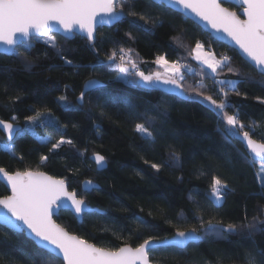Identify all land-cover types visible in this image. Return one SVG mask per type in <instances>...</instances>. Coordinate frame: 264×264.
I'll list each match as a JSON object with an SVG mask.
<instances>
[{"label":"trees","instance_id":"obj_1","mask_svg":"<svg viewBox=\"0 0 264 264\" xmlns=\"http://www.w3.org/2000/svg\"><path fill=\"white\" fill-rule=\"evenodd\" d=\"M131 2V0H129ZM148 0H137V11H145L162 22L153 26L138 17L125 16L115 27L100 29L95 43L76 36L67 40L57 36L60 52L34 42L27 52L28 61L16 55H0V120L22 125L24 134L8 141L0 132V140L10 144L12 151L0 146V168L9 173L45 172L64 179L69 190L83 194L82 183L96 182L100 189L83 198L92 208L105 214L84 216L79 224L69 212H61L56 222L69 233L102 248L138 247L150 236L165 240L175 235L177 228L204 229L211 220L214 225H241L264 210V164L253 162L246 148L233 138L225 139L216 111L210 109L203 97L181 100L154 88L136 87L129 81L138 78L116 79L119 73L108 67V56L119 48L132 49L131 57L146 74L162 71L153 63L157 55L170 61L180 59L192 69L185 71V88L197 83L206 85V95L216 89L208 77L197 75L202 66L193 59L196 42L213 50L218 58L227 55L233 65L242 69L244 77L225 71L218 79L243 80L238 85L241 95L229 93L230 113L239 112L247 124L258 122L254 139L264 142V78L257 75L239 54L215 41L194 22L174 11L163 12L156 7H145ZM225 6L235 12L233 5ZM127 11V9H126ZM136 25L142 26L137 29ZM131 32L132 38L127 33ZM179 37V39H177ZM94 45V46H93ZM22 45L19 51H24ZM61 56L70 59L67 65ZM102 67L95 68L101 64ZM80 66V67H74ZM95 68V70H94ZM205 71H207L205 69ZM251 73V78L248 77ZM89 80H98L104 86L85 96L83 106L77 98ZM211 90V91H210ZM66 95L70 108L59 105L47 122L34 130L46 142L38 144L27 127L28 117L35 107L48 108L57 104L58 97ZM134 106L130 108L129 105ZM145 112L153 115L152 129L155 141L135 132L137 116ZM16 120L13 121L12 117ZM72 140L73 146L62 144L50 152L59 140ZM175 152L179 163L171 159ZM99 153L108 167L99 172L90 156ZM243 153L248 159H241ZM49 157L41 163V157ZM148 161V163H145ZM152 163L161 165L159 171ZM263 174L259 176V170ZM221 178L228 185L226 199L216 205L207 198L212 177ZM10 195L0 183V198ZM135 217L145 222L138 225ZM247 218V219H246ZM264 220V215H261ZM261 232L248 237L246 233L205 235L203 229L198 244L185 250L159 249L151 253L154 264H244L249 251L264 250V225ZM7 235V239H4ZM36 245L24 234L0 229V264H31L36 259Z\"/></svg>","mask_w":264,"mask_h":264},{"label":"snow or ice","instance_id":"obj_2","mask_svg":"<svg viewBox=\"0 0 264 264\" xmlns=\"http://www.w3.org/2000/svg\"><path fill=\"white\" fill-rule=\"evenodd\" d=\"M240 4L243 8V19L236 12L223 7L221 0H148L145 7H156L163 12L183 10L185 14L193 13L214 32L223 33L233 41L250 61L248 66L264 78V0H240ZM136 8L137 0L131 2L129 0H0V45L5 46L6 54L23 57L27 62L26 54L34 42L42 41L44 45L57 50L59 54L60 45L56 33L60 30L65 34L80 31L86 34L89 41H94L97 24L118 22L125 16L138 17L145 23L151 22L153 26L162 22L159 17H152L145 11H137ZM97 17L100 19L97 20ZM136 28L139 30L142 26L136 25ZM126 35L132 38L131 32ZM22 44L26 45L23 52L19 51ZM132 51V49L119 48V62L115 50L107 57L108 67L114 68L119 73L116 79L135 77L138 79L129 82L136 87L159 88L164 85L167 86L168 91L179 89L181 95L187 92L194 94L195 97H203L209 108L216 111L220 122L225 125L223 129L225 139L231 143L233 138H241L246 150L254 158L253 162L255 158H259L264 164V142L253 138L259 123L246 124L239 112L230 113L232 105L228 102V95L230 92L237 96L241 95L238 85L246 81L217 78L225 71L234 73L238 77L245 76L242 69L233 65L231 57L222 55L217 59L214 53L205 52L204 45L198 41L195 48L191 49L190 54L194 53L193 58L203 65L201 71L196 74L202 79L210 78L216 89L214 94L206 95L203 91L206 85L201 83L185 88V73L182 70L187 69L191 72L192 69L181 63L180 59L170 61L165 55H157L153 63L162 71L146 74L132 59L130 55ZM61 59L67 65L73 64L70 59L63 56ZM102 66L101 63L95 68ZM248 77L251 78V73H248ZM84 87L85 91H82L77 98L79 106H83L88 91L100 89L102 85L98 80H89ZM58 100L67 106L66 95L59 96ZM260 102L264 103V100ZM129 106L133 108L134 114V106L131 104ZM27 119L33 125L44 123L40 110ZM153 119V115L149 112L137 116V120L142 122L135 123V132L154 142L155 136L151 126ZM12 120L15 121L16 117L13 116ZM0 126L8 134L9 141L17 134L18 130L11 122L0 120ZM20 134H24V130H20ZM65 143L74 147L72 140L61 139L52 144L49 151L53 152ZM4 147L12 151L10 144ZM240 157L248 159L243 153H240ZM48 159L49 157L46 156L41 157V163L47 162ZM92 159L98 169L105 167L106 158L103 155L96 153ZM171 159L179 163L180 157L173 152ZM151 167L159 171L161 165L152 163ZM0 174L6 179L11 190L10 195L0 198V209L6 210L0 212V229H10L13 233H26L31 237L36 245L34 253L36 259H32L31 264H150L151 253L169 247L185 250L191 243L203 238L200 234L202 229L205 235L215 234L220 238L225 234L240 233H246L251 237L262 231L258 225H264V220L261 219L264 210L253 216L251 221L239 226L228 224L226 228L222 224L214 225L209 220L208 227L204 229V218L201 216L200 227H192L188 230L177 228L170 240H158L150 236L135 248L130 246L102 248L79 236L69 234L53 219L54 214L59 210L71 211L76 217L92 214L93 210L83 198L84 195L98 190L92 180L84 182L83 194L78 196L75 190H68L64 179H56L44 172L17 171L9 174L5 169L0 168ZM260 179L264 187V177ZM227 189L228 185L221 178L213 176L207 198L216 205H221L228 194ZM134 219L138 225L145 223L140 217ZM4 239H7V235ZM24 264H29V260L25 259ZM218 264H222V261H218ZM244 264H264V250L258 249L246 253Z\"/></svg>","mask_w":264,"mask_h":264},{"label":"water","instance_id":"obj_3","mask_svg":"<svg viewBox=\"0 0 264 264\" xmlns=\"http://www.w3.org/2000/svg\"><path fill=\"white\" fill-rule=\"evenodd\" d=\"M221 3H222V6H223V7H226L225 4H229V5H233L234 7L238 8L240 11H239V12H236V13H237L238 15H240L242 19L244 18L243 15H242L243 8H242V5L240 4V0H221ZM226 8H227V7H226ZM229 10H230V9H229ZM173 11L176 12V13H178V14H181V15L184 16L185 18H187V19H189L190 21L194 22V23H195L197 26H199V27H200L205 33L209 34V35H210L215 41H217V42H219V43H221V44H223V45H225V46H227V47H229V48L235 50V51L239 54V56H240L245 62H247L248 64H250V61L247 60V57H246V56L244 55V53L239 49V47H238L237 45H235V43H234L233 41H231L228 37H226L225 34L214 32V30H212L209 26L205 25V23H204L203 21H200L199 18L196 17V16H195L193 13H191V12H187V13L185 14V12H184L183 10H180L179 12H177V11H175V10H173ZM230 11H232V10H230ZM234 12H235V11H234ZM99 19H100V17H97V20H99ZM105 19L107 20V18H105ZM121 20H123V18H122ZM121 20H120V21H121ZM120 21H118V22H106V23H103V24H97V27H96V34H95V40H94V41H89V40L87 39V37H86V34L80 32V31H77V32H75V33H73V34H65V33H63L62 30H60L58 33H56V35H57V36H60V37H62V38L65 37V36H67V38H64V39H67V40H73L76 36H79V37H82V38L86 39V40H87L88 42H90V43H95L96 40H97V34H98V31H99L100 29H105V28H112V27H115ZM22 45H23V44H22ZM22 45H21V46H22ZM4 48H5L4 45H0V55H4V56H11V55H13V54H11V53L6 54L5 51H4ZM101 85H102V87L104 86L102 83H101ZM84 86H85V85H84ZM154 89H156V90H158V91H160V92H162V93H165V94H167V95H171V96L177 97V98H179V99H181V100H188V99H189L188 96H187L185 93H184L183 95H181L179 89H174L173 91H168V90H167V86H164V85H161L159 88H154ZM93 90H96V89H93ZM93 90L88 91V93L91 92V91H93ZM83 91H85V87H84ZM88 93H87V94H88ZM13 125H14V127H15L18 131H17V134L14 135V137H13V139H12L11 141H13V140L16 138V136L18 135V133L20 132V130H22V128H23L22 125H18V124H13ZM0 132H1L2 135H3V136L9 141V139H8V134L3 130L2 126H0ZM236 140L239 141V142H240V143L246 148V146L242 143V139H241V138H236ZM249 154H250V153H249ZM93 156H94V155L90 156V160L94 163V160L92 159ZM250 156H251V154H250ZM251 158L254 159L252 156H251ZM255 162H257V163H261V162L259 161V158H255ZM94 165L96 166L95 163H94ZM107 167H108V163L106 162V165H105V167H104L103 169H98L97 166H96V169H97V171L102 172V171L106 170ZM7 172H8V171H7ZM8 173H9V172H8ZM44 173H45V172H44ZM9 174H12V173H9ZM13 174H14V173H13ZM45 174H47V173H45ZM47 175H49V174H47ZM49 176H51V175H49ZM54 178H55V177H54ZM56 179H59V178H56ZM65 182H66V181H65ZM84 182H85V181H84ZM84 182L82 183V190H83V187H84ZM0 183H2V184L8 189L9 193L11 194L10 186L7 184L6 179L3 178L2 174H0ZM66 184L68 185V190H69V184H68V182H66ZM94 184L96 185L97 189H100V186H99L96 182H94ZM69 191H70V190H69ZM85 202H86V201H85ZM86 204L88 205L87 202H86ZM88 206H89V205H88ZM89 208H91V209L93 210L92 214H93V213H97V214H105V212H104L103 210H100L99 208H92L91 206H89ZM4 211H6V210L0 209V212H4ZM61 212H69V213H71V214L74 216V214H73L71 211H68V210H59V211H57V212L54 214L53 219L55 220L56 218H58ZM9 215H10V214H9ZM74 218L77 220V222H78L79 224H81V223L83 222L84 216H83V217H76V216H74ZM55 221H56V220H55ZM56 223H57V222H56ZM9 230H10V229H9ZM65 230H66V229H65ZM11 231H12V230H11ZM66 231H67V230H66ZM18 234H21V233H18ZM69 234H71V233H69ZM24 235H25V237H26L27 239L31 240V241L35 244V242L31 239V237H28L26 233H24ZM71 235H73V234H71ZM75 236H77V235H75ZM172 237H173V236H172ZM172 237H171V238H172ZM171 238H168V239L170 240ZM198 243H199V241L194 242V243H191L190 245H192V244H198ZM190 245H189V246H190ZM189 246H188V247H189ZM188 247H187V248H188ZM169 248H172V247H169ZM161 249H165V248H161ZM149 260H150V264H154V263L151 261V254H150V256H149Z\"/></svg>","mask_w":264,"mask_h":264},{"label":"rangeland","instance_id":"obj_4","mask_svg":"<svg viewBox=\"0 0 264 264\" xmlns=\"http://www.w3.org/2000/svg\"><path fill=\"white\" fill-rule=\"evenodd\" d=\"M204 51L205 52H211V53H214L215 54V52L213 50H208V49H206L205 46H204ZM215 56H216V54H215ZM216 58L219 59L217 56H216ZM195 62L198 65H200V66L203 67V65L200 64L198 61L195 60ZM124 79L125 78L119 79V80H124ZM59 105H62L64 108H70V105L68 104V102H67V106H66L64 103L60 102L59 100L57 101V104H55V105H53L51 107H48V108L35 107V113H36L37 110H40L42 112V119L44 120V123L43 124L37 123V124L33 125V124L29 123V121H28V124H27V127L26 128H28L29 131L35 135L34 138H35V141L38 144L41 145V143L46 142L47 139H43L42 140L40 137H37L34 130L37 128V126H42V125L46 124L47 122L55 123L56 121L54 120V118L52 119L51 116L55 113V111L57 110V108H58ZM33 115H35V114H33ZM0 146L1 147H4L5 146V144L2 143L1 140H0ZM261 174H263V170L262 169L259 170V176H261Z\"/></svg>","mask_w":264,"mask_h":264},{"label":"built area","instance_id":"obj_5","mask_svg":"<svg viewBox=\"0 0 264 264\" xmlns=\"http://www.w3.org/2000/svg\"><path fill=\"white\" fill-rule=\"evenodd\" d=\"M181 63H183V64H186V65H188V63L187 62H185V61H183V62H181ZM182 71H187V69H183Z\"/></svg>","mask_w":264,"mask_h":264},{"label":"flooded vegetation","instance_id":"obj_6","mask_svg":"<svg viewBox=\"0 0 264 264\" xmlns=\"http://www.w3.org/2000/svg\"><path fill=\"white\" fill-rule=\"evenodd\" d=\"M19 133H20V132H19ZM19 133H18V134H19Z\"/></svg>","mask_w":264,"mask_h":264}]
</instances>
